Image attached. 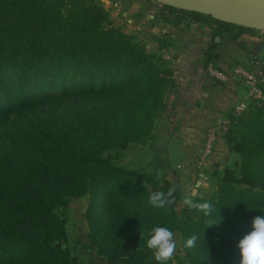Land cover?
Listing matches in <instances>:
<instances>
[{
	"label": "trees",
	"instance_id": "obj_1",
	"mask_svg": "<svg viewBox=\"0 0 264 264\" xmlns=\"http://www.w3.org/2000/svg\"><path fill=\"white\" fill-rule=\"evenodd\" d=\"M161 7L175 25L188 18L210 24L209 61L225 39L264 33ZM169 74L159 56L112 24L102 0H0V264H76L57 208L87 194L92 243L108 264H157L146 247L154 226L180 230L181 264H239V239L264 215V106L252 102L229 115L223 135L239 168L224 169L213 196H189L213 205L208 217L186 205L180 217L175 184L105 154L151 136ZM170 187L171 207L148 203Z\"/></svg>",
	"mask_w": 264,
	"mask_h": 264
},
{
	"label": "crops",
	"instance_id": "obj_2",
	"mask_svg": "<svg viewBox=\"0 0 264 264\" xmlns=\"http://www.w3.org/2000/svg\"><path fill=\"white\" fill-rule=\"evenodd\" d=\"M102 1L110 11L112 24L134 35L148 51L159 56L170 69L172 80L151 136L122 149L118 164L156 173L160 184L169 180L179 190L178 201L201 195L207 182L216 187L226 167L237 168L239 154L220 133L209 162L199 164L206 131L234 114L237 107L243 112L253 100L240 79L221 82L208 75L210 24L188 18L175 25L162 15L157 0ZM131 8L136 9L135 13L130 12ZM240 41L225 39L214 49L217 55L213 62L230 70L234 63L250 65L253 59L264 58L262 31L244 33Z\"/></svg>",
	"mask_w": 264,
	"mask_h": 264
},
{
	"label": "clouds",
	"instance_id": "obj_3",
	"mask_svg": "<svg viewBox=\"0 0 264 264\" xmlns=\"http://www.w3.org/2000/svg\"><path fill=\"white\" fill-rule=\"evenodd\" d=\"M174 192L173 187H170L167 193L153 192L148 197V203L159 209L171 207L175 201ZM183 203L189 209L197 210L205 217L211 216L213 212V205L208 201L194 202L191 197H185ZM212 224L215 223H210V226ZM251 225V231L244 234L236 245L239 251V264H264V215L255 216ZM196 240L195 235L191 236L186 240L185 246H194ZM146 247L152 251L157 264H167L172 260L176 251L173 231L166 226H154L146 241Z\"/></svg>",
	"mask_w": 264,
	"mask_h": 264
},
{
	"label": "rangeland",
	"instance_id": "obj_4",
	"mask_svg": "<svg viewBox=\"0 0 264 264\" xmlns=\"http://www.w3.org/2000/svg\"><path fill=\"white\" fill-rule=\"evenodd\" d=\"M108 3L111 5L110 2ZM156 4L158 3L156 2ZM157 6L160 7L161 5L159 4ZM129 10L132 13H135L136 11V9L133 8ZM121 152L122 149L109 148L106 150L105 154L118 162ZM238 168L239 166H237V169ZM205 180L207 179L205 178ZM206 184L205 190L200 193L201 195L204 193L203 196L210 197L213 193L215 194L216 187H214L213 184H208V182ZM88 202L89 196L87 194L73 198L65 207L60 206L57 208V211L66 219L67 236L63 245L66 246L70 250L71 254L76 257V264H108L107 256L101 253L98 247L92 243L91 228L86 218ZM184 206L183 199L179 201L176 200V208L180 217H183L184 215ZM173 233L174 240L176 242V251L170 262L173 264L185 263V253L182 246L180 230H175Z\"/></svg>",
	"mask_w": 264,
	"mask_h": 264
},
{
	"label": "built area",
	"instance_id": "obj_5",
	"mask_svg": "<svg viewBox=\"0 0 264 264\" xmlns=\"http://www.w3.org/2000/svg\"><path fill=\"white\" fill-rule=\"evenodd\" d=\"M206 70L209 76L217 81L227 82L233 78L240 79L246 84L248 95L253 102L264 106V58H255L250 65L234 63L230 70L209 61ZM241 113L242 109L237 107L234 114ZM230 122L231 119L228 117L223 122L208 127L199 155V164L205 165L209 162V157L216 147L218 135L227 131Z\"/></svg>",
	"mask_w": 264,
	"mask_h": 264
},
{
	"label": "water",
	"instance_id": "obj_6",
	"mask_svg": "<svg viewBox=\"0 0 264 264\" xmlns=\"http://www.w3.org/2000/svg\"><path fill=\"white\" fill-rule=\"evenodd\" d=\"M264 30V0H157Z\"/></svg>",
	"mask_w": 264,
	"mask_h": 264
}]
</instances>
